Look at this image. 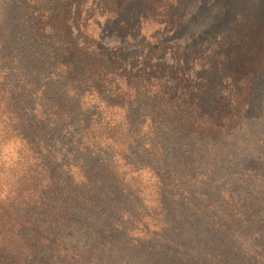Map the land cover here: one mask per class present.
Listing matches in <instances>:
<instances>
[{"label":"trees","instance_id":"1","mask_svg":"<svg viewBox=\"0 0 264 264\" xmlns=\"http://www.w3.org/2000/svg\"><path fill=\"white\" fill-rule=\"evenodd\" d=\"M35 2L41 8L33 7ZM24 3V19L29 30L33 28V36L42 48L27 73V80L14 75L11 84L0 80V122L8 125L4 131L9 133L7 139L20 142L18 162L24 166L18 171L19 166L15 173L13 188L3 197L0 195V264H57L58 261L91 264L87 251L64 241L70 236L69 227L76 222L72 223L71 216L66 219L62 203L91 200L106 206L113 214L107 224L113 227L114 217L121 210H135V205L144 201L141 185L133 178L129 180L126 174L121 177L122 168L138 174L148 170L154 177L157 206L151 211L143 209L149 221L142 224L143 219H139L148 245L163 244L170 246V250L199 249L202 243L191 240L180 228L181 222H175V212L169 211V205H179L185 211L199 205L197 197L210 181L209 174L199 170L196 166L199 160L191 155L167 151L174 149V139H195L206 145L237 129L243 122L256 76L226 75L232 81L230 85L234 86L235 81L236 88L223 91L221 98L228 103L219 106L212 105L210 96L198 89L175 99V91L164 75L150 76L144 70L123 72L122 61L94 39L90 26L101 17L108 21L118 15L122 0H24ZM38 63L40 67H35ZM263 63L260 59L257 67ZM30 78L33 82H29ZM217 80L220 84L227 81L224 76ZM84 86L98 94L107 93L105 96L110 100L127 103V113L114 124L94 123L95 116L83 104ZM35 93L40 97L34 98ZM44 96L48 105L38 112L37 100ZM136 103L148 105L149 112L144 111L150 130L135 119L142 111ZM151 130L155 133L151 134ZM48 139L54 142L50 151ZM66 141L72 145L61 147ZM106 154L108 162L100 157ZM248 159H244L242 169L236 173L248 175V182L256 187L252 174L255 167ZM261 168L264 182V167ZM224 170L222 165H217L212 176ZM231 173L230 187L225 190L229 201H224V207L219 210L218 201L211 200L204 215H198L204 218V225L215 227L206 220L211 212L228 233L246 232L243 218L249 216L253 223L259 216L260 205H264V187L261 198L238 199L235 193L238 187H234L238 181ZM129 214L133 216V212ZM258 236L257 245L252 248L256 254L264 251V232ZM220 246L206 254L210 262L218 258L227 260L231 254L225 243L220 242ZM89 250L92 254L93 247L89 246Z\"/></svg>","mask_w":264,"mask_h":264},{"label":"rangeland","instance_id":"2","mask_svg":"<svg viewBox=\"0 0 264 264\" xmlns=\"http://www.w3.org/2000/svg\"><path fill=\"white\" fill-rule=\"evenodd\" d=\"M38 5L35 2L33 7L41 8ZM24 11V0H0V80L8 84H11L12 75L27 80L42 48L41 42L33 36V28H28ZM90 27L94 39L100 41L114 58L122 61L123 72L144 70L150 76L164 75L169 87L175 91V99L180 94L186 95L198 89L210 96L212 105L219 106L228 103L227 99L221 98L223 91L236 88L235 81L234 86L230 85L232 81L226 75L232 73L241 77L252 74L256 80L245 107L243 122L237 129L222 139L206 142V145L195 139H174V149L167 151L175 155H191L199 160L196 164L199 170L209 174L210 181L201 188L197 197L199 205L190 206L186 211L179 205H169V211L175 212V222H181L180 228L191 240L202 243L199 249L170 250V246L163 244L156 247L148 245L144 239L148 237L141 225L149 221L143 209L151 211L157 206L154 177L148 170L138 174L123 168L119 172L121 177L126 174L129 180L133 178L141 185L143 204L137 203L135 210H121L114 217L113 227H110L107 221L113 214L106 206L91 200L82 203L65 201L62 204L66 219L71 216L72 223L76 224L69 227L67 233L70 236H66L64 241L87 251L91 264H223L225 261H229L228 264H264V251L256 254L252 250L260 238L258 233L264 232V205H260L261 211L253 223L249 221V216L243 218L246 232L228 233L211 212L206 220L214 223L215 227L204 225V218L198 215L206 211L211 200L218 201L216 209L219 210L224 207V201H229L225 190L230 187L231 172L238 181L234 186L238 187L237 191L234 190L238 199L249 201L261 198L263 193L264 63L257 67V62L264 60V0H122L118 15L108 21L101 17ZM35 67H40V63ZM220 76L227 81L220 84L217 80ZM29 82L33 79L30 78ZM83 92V104L95 116L94 123L114 124L127 113V103L110 100L105 96L107 93L98 94L89 86H84ZM39 95L35 93L33 97ZM47 105L45 96L39 98L37 111ZM136 106L142 111L135 119L150 130L144 111L149 112L148 105L136 103ZM7 128L8 125L0 122L1 197L13 188L15 173L24 168L23 163L18 162L20 142L7 139L9 133L4 132ZM48 141L46 144L50 151L54 142ZM70 143L66 141L61 147ZM110 153L113 154V151ZM100 157L105 162L109 161L108 154ZM247 157L255 167L252 174L257 188L248 182V175L236 173L242 169ZM57 158L63 160L61 156ZM119 163L124 164L122 160ZM217 165H222L225 170L212 176ZM106 210L108 213H103ZM139 219H143L141 225ZM249 224L253 226L248 228ZM150 225L153 227L154 224ZM220 242L225 243L231 254L227 260L218 258V261L210 262L209 254H206L221 248ZM89 246L93 247L92 254ZM209 246L211 249L207 250ZM57 264L67 263L58 261Z\"/></svg>","mask_w":264,"mask_h":264}]
</instances>
